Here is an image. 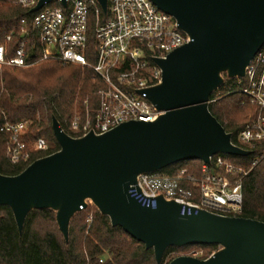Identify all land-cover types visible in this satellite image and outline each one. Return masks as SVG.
Wrapping results in <instances>:
<instances>
[{
    "label": "water",
    "instance_id": "95a60500",
    "mask_svg": "<svg viewBox=\"0 0 264 264\" xmlns=\"http://www.w3.org/2000/svg\"><path fill=\"white\" fill-rule=\"evenodd\" d=\"M58 0H40L30 14ZM106 13L108 0H97ZM172 16L190 42L156 59L162 81L147 91L162 115L129 122L96 135L73 138L54 118L60 150L30 164L17 176L0 174V207L11 209L18 231L33 211L51 210L66 242L81 207L94 206L162 264L169 248L212 246L202 260L179 256L169 264H264V222L208 211L181 215V204L157 200L142 207L129 192L138 177L185 162L210 164L216 155L248 157L212 115V95L224 75L243 79L264 47V0H151ZM66 5V0H62Z\"/></svg>",
    "mask_w": 264,
    "mask_h": 264
},
{
    "label": "built area",
    "instance_id": "2783aa9c",
    "mask_svg": "<svg viewBox=\"0 0 264 264\" xmlns=\"http://www.w3.org/2000/svg\"><path fill=\"white\" fill-rule=\"evenodd\" d=\"M40 0H18L32 10ZM35 14L32 34L37 38L41 57L29 62V33L23 29V41L13 58L7 59L6 48L0 45V68H28L47 61L77 65L90 69L94 79L104 85L98 91L94 112H76L68 125L71 137L81 138L90 132L105 134L124 123L154 122L162 112L149 101L147 91L162 81V70L156 59L167 56L190 42L176 20L159 10L151 0H108L106 13L97 0H62L46 5ZM25 26L26 22L22 21ZM96 43L89 62L86 53L91 41V29ZM12 35L7 37L11 41ZM245 87L240 90L257 114L238 134L233 144L247 151L264 146V47L246 69ZM242 85V83H239ZM1 132L9 134L7 156L13 165L28 163L31 155L26 137L27 122L8 123ZM36 151H48L46 140L35 141ZM264 159V152L261 154ZM258 158L255 165L260 162ZM248 175L221 155L203 163L201 175L188 169L175 175L162 172L144 174L129 194L142 207H157V200L181 204V215L208 211L220 216L241 217L243 210V179ZM86 208L81 207V212ZM200 259L194 252L189 255ZM209 258V257H208Z\"/></svg>",
    "mask_w": 264,
    "mask_h": 264
},
{
    "label": "trees",
    "instance_id": "16d2710c",
    "mask_svg": "<svg viewBox=\"0 0 264 264\" xmlns=\"http://www.w3.org/2000/svg\"><path fill=\"white\" fill-rule=\"evenodd\" d=\"M18 0H0V45L6 48V57L11 59L20 47L25 29L30 37L27 41L29 62L41 57L37 38L32 34L35 14L17 3ZM22 21L26 22L24 26ZM12 35L11 41L7 37ZM96 43L91 29V41L86 53L93 62ZM242 83L240 85L239 83ZM245 80L230 79L224 75V84L211 97L209 106L212 115L225 131L232 135L235 143L238 134L257 114L256 108L247 102L240 92ZM104 85L90 69L77 65H64L47 61L28 68H0V174L17 176L33 162L57 153L60 150L53 130L55 118L62 129L71 135L68 125L76 112H94L98 105V91ZM8 123L27 122L29 133L26 137L31 158L28 163L13 165L7 156L9 134L1 132ZM72 136V135H71ZM74 137V136H73ZM46 140L48 151H36L35 141ZM248 157L221 155L241 170L248 172L243 179V210L241 217L264 222V146L253 151ZM260 162L255 165V161ZM203 162L191 161L171 166L163 171L175 175L188 169L195 176L201 175ZM199 246L182 249L169 248L162 264L171 252L185 254ZM206 253L205 260L220 248L216 245L201 246ZM172 261V260H171ZM170 261V262H171ZM169 262V263H170ZM168 263V264H169ZM0 264H157L153 250L145 246L121 228L111 225L108 217L89 205L76 214L71 221L69 240L66 242L56 222V213L51 210L33 211L29 214L23 232L18 231L13 213L8 207H0Z\"/></svg>",
    "mask_w": 264,
    "mask_h": 264
},
{
    "label": "rangeland",
    "instance_id": "374dc122",
    "mask_svg": "<svg viewBox=\"0 0 264 264\" xmlns=\"http://www.w3.org/2000/svg\"><path fill=\"white\" fill-rule=\"evenodd\" d=\"M194 252L198 253L199 255H201L203 257L207 251H206V249L198 247V248L190 249V251H188L185 254H181L179 252H171V254L168 256L167 261L165 262V264H168L171 260H173V259H175V258H177L179 256H189L191 253H194Z\"/></svg>",
    "mask_w": 264,
    "mask_h": 264
}]
</instances>
